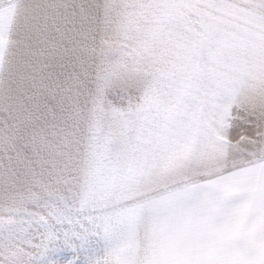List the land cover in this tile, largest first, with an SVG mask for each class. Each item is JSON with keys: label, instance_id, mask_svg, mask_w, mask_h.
I'll return each instance as SVG.
<instances>
[{"label": "snow or ice", "instance_id": "snow-or-ice-1", "mask_svg": "<svg viewBox=\"0 0 264 264\" xmlns=\"http://www.w3.org/2000/svg\"><path fill=\"white\" fill-rule=\"evenodd\" d=\"M0 264H264V0H0Z\"/></svg>", "mask_w": 264, "mask_h": 264}]
</instances>
